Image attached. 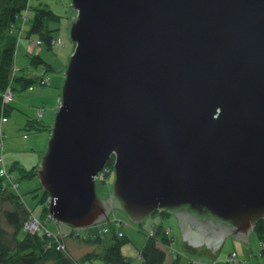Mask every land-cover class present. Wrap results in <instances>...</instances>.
Returning a JSON list of instances; mask_svg holds the SVG:
<instances>
[{
	"label": "water",
	"instance_id": "1",
	"mask_svg": "<svg viewBox=\"0 0 264 264\" xmlns=\"http://www.w3.org/2000/svg\"><path fill=\"white\" fill-rule=\"evenodd\" d=\"M36 175L75 228L166 211L209 256L264 219V0H72ZM114 157L111 194L97 177Z\"/></svg>",
	"mask_w": 264,
	"mask_h": 264
},
{
	"label": "trees",
	"instance_id": "2",
	"mask_svg": "<svg viewBox=\"0 0 264 264\" xmlns=\"http://www.w3.org/2000/svg\"><path fill=\"white\" fill-rule=\"evenodd\" d=\"M30 3L31 0H0V117L9 116L12 111V105L4 101V95L9 88L15 95L17 91L33 85H42L41 79L48 72L56 70L55 66L42 54L31 52L29 56L33 70L22 68L20 73L15 71V56L19 41L22 39L20 31L24 30L23 23H25L23 14L31 6ZM35 10L30 28L26 30L28 38L35 34L42 45L53 49L54 40L57 39L56 31L59 29L58 23L62 16L43 5L35 7ZM38 70H44V72L38 74L35 72ZM25 129L29 132L44 130L51 132V125L39 118H30ZM5 164L8 168L6 159ZM18 164L19 162H15L8 168L13 175L16 168L21 169L22 173L25 171V175H35L36 166L26 170ZM107 166L110 168V173L105 174L106 177L114 172V157L110 159ZM14 180L20 183L18 179ZM109 194L111 189L108 188L100 196L108 197ZM48 200V193L43 191L39 201L43 204L42 216L45 217L46 222L49 216L46 204ZM162 213L169 215L166 211ZM31 214L34 213L13 188L12 178L0 175V264H83L86 260L95 258L103 260L106 264H166V250L159 247L157 237L150 236V233L147 235L146 244L139 249L138 262H134L130 256L124 254L123 246L129 241V237L126 234L119 236L114 230L116 226L117 229L122 225L127 227L129 222L127 221L126 224L123 219L115 218V225L111 227L114 230L112 242L109 244H105L103 232L100 233L96 231L97 229L91 232L92 236L86 241L93 245L92 249L77 258L68 250L67 236L62 240L65 243V249H62L59 248V242L56 239H50L46 234L24 233V223ZM161 229L162 226L157 228L159 233ZM254 233L258 237L261 253L264 255V219L257 223ZM172 241L171 232L167 234L164 230L163 244L171 245ZM171 264H181L180 258H175Z\"/></svg>",
	"mask_w": 264,
	"mask_h": 264
},
{
	"label": "rangeland",
	"instance_id": "3",
	"mask_svg": "<svg viewBox=\"0 0 264 264\" xmlns=\"http://www.w3.org/2000/svg\"><path fill=\"white\" fill-rule=\"evenodd\" d=\"M71 2L72 0H31V6L25 10L23 14L25 24L21 21L24 27V30L22 29L20 31L21 37L22 39H28V33L26 30H29L32 19L34 18L36 11L35 7L42 5L47 6L62 16L58 23L59 29L56 31V40H58V43L53 49H48L45 45H42L38 36L35 34L32 35L33 39L30 42L33 47L38 49L36 53L42 54L46 60L55 65L58 69H61L63 65L67 63L69 54L73 49V43L70 40V33L68 30V23L70 16L76 14V11ZM37 40L41 45H38L35 42ZM42 71L44 72V70H38L37 73L40 74ZM48 75L51 77L53 87L36 84V90L34 92H43L47 88L54 90L56 85H58L59 80L55 77V75L51 76L49 72ZM24 94L27 93L22 92L18 94L17 100L15 99L16 101L13 100L12 105L14 108L9 116H4L5 120L2 121L1 126H3L6 138H4L3 141L9 152L8 168H10L9 166L13 161H18L24 169L28 170L35 165L40 164L41 156L47 149L51 133L49 130L29 132L22 127V124L25 122V118H28L27 116L36 118L35 103L24 102L26 99V97L23 96ZM26 96L28 97L29 95L27 94ZM47 100V104L45 105L47 108L46 110H48L49 101ZM15 174L20 181V187L16 191L22 196L26 206L31 209V211L38 218L45 221V217L42 216L43 204L39 201L43 194L39 177L36 174L32 176L25 175V171L22 173V170L19 168L15 169ZM114 179V172L107 177L105 176L104 171L101 172L96 179L98 194H102V192L108 188L112 190ZM103 180H105V182ZM49 216L47 219L48 228L55 233L61 232L64 236H67L66 241L68 250L77 258L92 249L93 245L86 241L90 236H92L91 232L96 229V231L100 233L103 232L104 242L105 244H109L112 242L113 231L115 230L118 232L119 236L126 234L129 237V241L123 246V252L125 255L130 256L134 262H138L140 258L139 249L146 243L147 235L150 231L162 226L159 235L162 237L163 231L166 230V228H170L171 237H173L171 245L167 248L165 247L167 252L166 264H170L177 256H180L181 264H189L190 262L193 264H215V261H218L216 264H242L239 258L241 260H248V264H264V255L261 253V244L255 233L252 234L248 243H244L236 237H228L225 241H223L221 247L217 251V254H211L208 256L201 248L191 249L188 247L186 242L183 240L181 228L177 218L175 216H167L162 212L150 215L141 224H137L132 222L123 211L115 209L110 214L109 220H104L88 228H75L71 225L57 222ZM115 218L123 219L126 223L128 221L129 224H127V227L122 225L121 228L118 229L116 226L113 230L111 227L115 225ZM79 230H82L80 235L75 234V232ZM84 232L87 236H85ZM24 233H26V231ZM88 233L90 235H88ZM232 252L237 253L239 257L235 261H232L231 259ZM83 264L106 263L101 259L95 258L94 260H86Z\"/></svg>",
	"mask_w": 264,
	"mask_h": 264
},
{
	"label": "crops",
	"instance_id": "4",
	"mask_svg": "<svg viewBox=\"0 0 264 264\" xmlns=\"http://www.w3.org/2000/svg\"><path fill=\"white\" fill-rule=\"evenodd\" d=\"M25 24V23H24ZM33 37H29L28 39H20L19 41V44H18V48H17V52H16V56H15V71H17V73H20L21 72V69L22 68H29V70H33L32 66H31V62H30V56L29 54L31 52L33 53H36V51H38L37 48L33 47L30 42L32 41ZM38 39V38H37ZM38 45H41L40 43H38V41H35ZM73 50H74V44H73V49L71 51V53L69 54V57L70 55L73 53ZM69 60V59H68ZM68 60H67V63H68ZM67 63L63 65V67L61 69H58L56 68V70L54 72H50L51 76H54L59 80L58 82V85H56V87L53 89H49L47 88L46 90H44L43 92H39V91H36V88H35V85L27 88V89H23V90H20V91H17L14 95V98L13 100H17V97H18V94L22 93V92H25L27 93L29 96L27 97L26 95L27 94H24L23 96L26 97V99L24 100V102H33V104L35 103V108H36V118H38V115H37V111L39 108H43L44 110V113H43V117L41 120H43L46 124L48 125H53L54 123V119H55V116H56V111H58L59 107H60V102H61V88H62V84H63V80L65 78V69H66V66H67ZM37 73V71H35ZM42 73V72H41ZM48 75V74H47ZM51 78V77H50ZM45 85V84H44ZM45 86H49V87H53V82L51 81L50 84L48 85H45ZM22 96V97H23ZM46 96V97H45ZM49 101H48V100ZM13 100L10 102V104L12 105V102ZM15 100V101H16ZM22 100V99H21ZM46 100L48 101V110H46L47 108L45 107V105L47 104L46 103ZM23 101V100H22ZM43 102V103H41ZM14 108V106L12 105V109ZM24 108V107H22ZM28 118H25V122L22 124V127L25 129V126L27 124V121L28 119L30 118H34L32 116H27ZM1 130L2 132L5 134V132L3 131V126H1ZM51 133V132H50ZM6 139V138H5ZM3 145H4V152H5V159H6V162H7V165H9V161H8V150L6 149L5 147V143L3 141ZM15 162H18V161H13L11 163L10 166H12ZM20 165V163L18 164ZM21 166V165H20ZM36 167H38L39 165H35ZM16 175V174H15ZM17 176V175H16ZM18 179V178H17ZM19 180V179H18ZM167 216H172V215H167ZM153 232L154 233V236L157 237V241H158V245L162 248H164L166 250V248L170 245H165L163 244V236L161 237L159 235V232L157 229H154L152 231H150V233ZM252 236V235H251ZM147 242V240H146ZM184 242H186V245L188 247H190L191 249H195V248H205L206 244H201V245H193V244H189L187 242V240H184ZM146 244V243H145ZM144 244V245H145ZM143 245V246H144ZM222 245V244H221ZM221 245L215 249L214 251H212L211 254H217V251L219 250V248L221 247ZM166 247V248H165ZM204 250V249H203ZM167 253V252H166ZM234 253V252H232ZM180 258V256H177ZM176 257V258H177ZM175 259V258H174ZM173 259V260H174ZM240 259V258H239ZM172 260V262H173ZM241 260V259H240ZM171 262V263H172ZM170 263V264H171ZM218 263V261H215V264Z\"/></svg>",
	"mask_w": 264,
	"mask_h": 264
},
{
	"label": "built area",
	"instance_id": "5",
	"mask_svg": "<svg viewBox=\"0 0 264 264\" xmlns=\"http://www.w3.org/2000/svg\"><path fill=\"white\" fill-rule=\"evenodd\" d=\"M56 41V44L58 43L57 41L58 40H55ZM41 82L43 83L42 85H48L51 83V78L49 75H45L44 78L41 79ZM14 98V93L11 91V89L9 88L5 95H4V101L5 103H10ZM43 113H44V110L43 108H39L38 111H37V115H38V118L39 119H42L43 117ZM5 120V117L4 116H1L0 117V175H2L3 177H7V178H12V186L13 188H17L20 183L17 182L16 180H14L15 178L17 179L16 175H13L9 169L6 167V164H5V152H4V145H3V140L5 138V134L2 132L1 130V123L2 121ZM110 168L108 166H106L104 172L105 174L107 173H110ZM50 217V216H49ZM127 224V223H126ZM47 222L46 221H42L40 218H38L37 216H35L34 214H31L28 219L25 221L24 223V230L26 232H29V233H32V234H35V233H43V234H46L50 239H56L57 242H59V248H62V249H65V243H63L62 241H59L56 237V234H59L62 236V238L64 237L63 234L61 232H58V233H54L52 231H50L48 228H47ZM82 232V230H79V231H76L75 234H78L80 235V233ZM171 230L170 228H167L166 229V233H170ZM85 236H87V234L84 232ZM83 234V235H84ZM150 236H154V233L151 232L150 233ZM52 243V242H51ZM50 246V244H49ZM238 254L237 253H232L231 254V259L232 261H235L236 259H238ZM240 260V259H239ZM242 264H248V260L244 259V260H240ZM189 264H193V263H189ZM205 264H208V263H205Z\"/></svg>",
	"mask_w": 264,
	"mask_h": 264
},
{
	"label": "bare ground",
	"instance_id": "6",
	"mask_svg": "<svg viewBox=\"0 0 264 264\" xmlns=\"http://www.w3.org/2000/svg\"><path fill=\"white\" fill-rule=\"evenodd\" d=\"M38 41V40H37ZM54 44L56 45V41L54 40ZM19 187L20 186H18L17 188H14L15 190H18L19 189ZM46 204L48 205V202H46ZM35 215V214H34ZM36 216V215H35ZM43 221V220H42ZM55 233V232H54ZM64 236V235H63ZM56 237H57V239L59 240V241H62L63 240V238H65L66 236H64L63 238H62V236L61 235H59V234H56Z\"/></svg>",
	"mask_w": 264,
	"mask_h": 264
}]
</instances>
